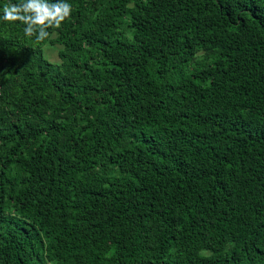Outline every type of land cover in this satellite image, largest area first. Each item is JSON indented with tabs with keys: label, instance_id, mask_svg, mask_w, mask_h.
<instances>
[{
	"label": "trees",
	"instance_id": "1",
	"mask_svg": "<svg viewBox=\"0 0 264 264\" xmlns=\"http://www.w3.org/2000/svg\"><path fill=\"white\" fill-rule=\"evenodd\" d=\"M66 2L0 19V264H264V0Z\"/></svg>",
	"mask_w": 264,
	"mask_h": 264
},
{
	"label": "clouds",
	"instance_id": "2",
	"mask_svg": "<svg viewBox=\"0 0 264 264\" xmlns=\"http://www.w3.org/2000/svg\"><path fill=\"white\" fill-rule=\"evenodd\" d=\"M71 4L66 0H19L0 9V19L22 24L26 37L40 43L49 38V29H59L70 18Z\"/></svg>",
	"mask_w": 264,
	"mask_h": 264
},
{
	"label": "rangeland",
	"instance_id": "3",
	"mask_svg": "<svg viewBox=\"0 0 264 264\" xmlns=\"http://www.w3.org/2000/svg\"><path fill=\"white\" fill-rule=\"evenodd\" d=\"M45 55L51 61H53V62H59V58H58V48L57 47L46 46L45 47Z\"/></svg>",
	"mask_w": 264,
	"mask_h": 264
}]
</instances>
